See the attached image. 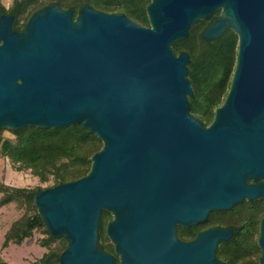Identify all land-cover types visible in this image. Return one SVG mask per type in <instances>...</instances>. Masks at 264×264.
I'll use <instances>...</instances> for the list:
<instances>
[{"label": "water", "instance_id": "1", "mask_svg": "<svg viewBox=\"0 0 264 264\" xmlns=\"http://www.w3.org/2000/svg\"><path fill=\"white\" fill-rule=\"evenodd\" d=\"M148 25L123 12L49 3L27 18L0 14V128L82 124L102 141L87 172L37 190L33 204L60 264H115L98 247L101 210L117 264H224L231 227L193 239L176 227L211 210L264 200V0H149ZM219 11L201 37L237 34L222 102L204 125L190 111L189 54L173 43ZM264 264V213L257 235Z\"/></svg>", "mask_w": 264, "mask_h": 264}, {"label": "trees", "instance_id": "2", "mask_svg": "<svg viewBox=\"0 0 264 264\" xmlns=\"http://www.w3.org/2000/svg\"><path fill=\"white\" fill-rule=\"evenodd\" d=\"M149 0H14L6 8L0 5L1 13L14 15L12 27L22 30L29 15L36 9L49 3H57L62 8H71L75 18L79 8L84 4L106 11L123 12L131 19L148 25L145 6ZM216 11L209 19H200L189 28L186 38L175 41V52L186 51L189 54L188 76L192 82L193 95L189 96L190 111L204 125L213 117V109L220 104L228 89L235 65L237 51V34L226 28L217 37L205 40L202 30L218 15ZM24 16L26 19L20 22ZM0 128V154L10 160L16 169H29L41 181L52 175V184L74 179L87 172L90 167L91 154L100 148L102 141L96 134L82 124H69L58 127H40L34 125L19 128H7L13 137L2 136ZM43 188L38 186H11L0 180V205L15 201L22 209L19 217L14 219L4 233L2 247L9 243L20 244L33 241V230L39 229L46 234L39 243L47 250L38 259V264H60L59 256L67 245L64 236H52L33 204L34 193ZM264 213V200L259 198L237 202L227 209L211 210L199 223L185 227H176L177 235L184 240L193 239L200 231L214 227H231L233 234L229 239L219 240L215 254L224 264H259L260 248L257 244L259 220ZM112 215L101 210L98 220V238L109 241L106 234L107 222ZM98 247L114 257L118 255L113 244L98 243ZM0 264L10 263L0 256Z\"/></svg>", "mask_w": 264, "mask_h": 264}, {"label": "rangeland", "instance_id": "3", "mask_svg": "<svg viewBox=\"0 0 264 264\" xmlns=\"http://www.w3.org/2000/svg\"><path fill=\"white\" fill-rule=\"evenodd\" d=\"M14 0H0V5L9 8ZM26 18L21 16L19 21L23 22ZM2 136L13 137V133L4 128L1 130ZM0 180L11 186H26L36 188L38 186L47 187L51 186L53 180L50 175L48 180L41 181L39 177L33 174L29 169H16L10 160L0 154ZM1 196V193H0ZM22 209L17 207L16 202L13 200L7 204L0 205V256L10 263L15 264H38V259L47 250L46 246L39 243L40 239L46 236L39 229L33 230L31 243L23 242L20 245L11 243L7 247H1L4 239V233L10 226L11 222L20 216ZM110 241V240H109ZM98 238V243H107Z\"/></svg>", "mask_w": 264, "mask_h": 264}, {"label": "crops", "instance_id": "4", "mask_svg": "<svg viewBox=\"0 0 264 264\" xmlns=\"http://www.w3.org/2000/svg\"><path fill=\"white\" fill-rule=\"evenodd\" d=\"M1 159V158H0ZM1 175V174H0ZM12 243V242H11ZM11 243H9V244H11ZM23 243V242H22ZM14 244H17V243H14ZM21 244V243H20ZM20 244H17V245H20ZM8 246V245H7ZM7 246H5V247H7ZM1 247H2V243H1ZM5 247H3V248H5Z\"/></svg>", "mask_w": 264, "mask_h": 264}, {"label": "flooded vegetation", "instance_id": "5", "mask_svg": "<svg viewBox=\"0 0 264 264\" xmlns=\"http://www.w3.org/2000/svg\"><path fill=\"white\" fill-rule=\"evenodd\" d=\"M217 16H218V15H217ZM217 16H216V17H217ZM213 19H214V18H213Z\"/></svg>", "mask_w": 264, "mask_h": 264}]
</instances>
